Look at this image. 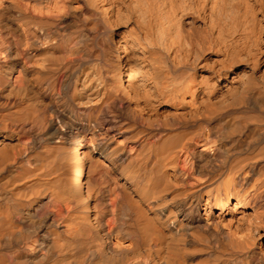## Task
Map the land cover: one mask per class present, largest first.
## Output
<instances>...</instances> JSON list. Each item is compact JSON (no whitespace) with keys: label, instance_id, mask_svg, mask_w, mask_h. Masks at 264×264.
I'll return each mask as SVG.
<instances>
[{"label":"bare ground","instance_id":"obj_1","mask_svg":"<svg viewBox=\"0 0 264 264\" xmlns=\"http://www.w3.org/2000/svg\"><path fill=\"white\" fill-rule=\"evenodd\" d=\"M0 264H264V0H0Z\"/></svg>","mask_w":264,"mask_h":264},{"label":"rangeland","instance_id":"obj_2","mask_svg":"<svg viewBox=\"0 0 264 264\" xmlns=\"http://www.w3.org/2000/svg\"><path fill=\"white\" fill-rule=\"evenodd\" d=\"M181 164H182L181 166L185 165V157H183V156H182ZM185 166H186V165H185ZM185 166H183V167L186 168L187 166H186V167H185Z\"/></svg>","mask_w":264,"mask_h":264}]
</instances>
